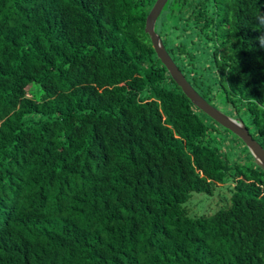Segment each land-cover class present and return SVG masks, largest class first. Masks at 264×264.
I'll list each match as a JSON object with an SVG mask.
<instances>
[{
  "label": "trees",
  "instance_id": "obj_1",
  "mask_svg": "<svg viewBox=\"0 0 264 264\" xmlns=\"http://www.w3.org/2000/svg\"><path fill=\"white\" fill-rule=\"evenodd\" d=\"M155 2L0 0V264H264V172L229 160L214 126L245 144L157 57ZM258 17L264 0H168L154 30L264 149ZM218 185L230 203L190 216Z\"/></svg>",
  "mask_w": 264,
  "mask_h": 264
},
{
  "label": "water",
  "instance_id": "obj_2",
  "mask_svg": "<svg viewBox=\"0 0 264 264\" xmlns=\"http://www.w3.org/2000/svg\"><path fill=\"white\" fill-rule=\"evenodd\" d=\"M168 0H156L149 14L146 17L144 31L150 37L152 46L161 63L166 67L172 79L181 88L186 97L217 124L236 135L250 150L255 164L264 172V149L252 138L248 129L235 119L222 115L217 109L204 100L187 82L181 71L178 69L170 55L154 30L157 18Z\"/></svg>",
  "mask_w": 264,
  "mask_h": 264
},
{
  "label": "rangeland",
  "instance_id": "obj_3",
  "mask_svg": "<svg viewBox=\"0 0 264 264\" xmlns=\"http://www.w3.org/2000/svg\"><path fill=\"white\" fill-rule=\"evenodd\" d=\"M180 41H183V39H180ZM177 42L178 41L174 39L172 44ZM199 62L207 63V60L206 58H200ZM213 94H215V99L211 103L217 111L230 119H235L246 126H250L248 113L240 104H237V108L235 109L225 103L224 99L216 93V89L213 91ZM214 128H216V133L212 134V137L222 145L229 160L237 162L240 165H247L248 153L251 154L250 150L245 145L241 144L232 134L223 131L217 126H214ZM231 188V185H218L212 196L194 193L185 204V208L190 216L212 215L219 209L224 208L226 204L230 203Z\"/></svg>",
  "mask_w": 264,
  "mask_h": 264
},
{
  "label": "clouds",
  "instance_id": "obj_4",
  "mask_svg": "<svg viewBox=\"0 0 264 264\" xmlns=\"http://www.w3.org/2000/svg\"><path fill=\"white\" fill-rule=\"evenodd\" d=\"M257 23H264V17H258ZM259 39H260L261 46L264 47V36L260 37Z\"/></svg>",
  "mask_w": 264,
  "mask_h": 264
}]
</instances>
